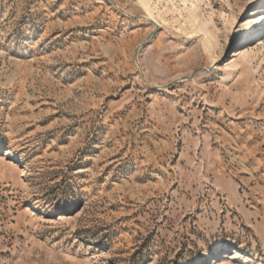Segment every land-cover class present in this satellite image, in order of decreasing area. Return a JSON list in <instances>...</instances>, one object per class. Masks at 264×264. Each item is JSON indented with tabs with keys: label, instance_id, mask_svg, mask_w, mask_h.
I'll return each mask as SVG.
<instances>
[{
	"label": "rangeland",
	"instance_id": "374dc122",
	"mask_svg": "<svg viewBox=\"0 0 264 264\" xmlns=\"http://www.w3.org/2000/svg\"><path fill=\"white\" fill-rule=\"evenodd\" d=\"M115 1L0 0V264H264V0Z\"/></svg>",
	"mask_w": 264,
	"mask_h": 264
},
{
	"label": "water",
	"instance_id": "95a60500",
	"mask_svg": "<svg viewBox=\"0 0 264 264\" xmlns=\"http://www.w3.org/2000/svg\"><path fill=\"white\" fill-rule=\"evenodd\" d=\"M115 5H117L116 1L115 0H111ZM123 10V9H122Z\"/></svg>",
	"mask_w": 264,
	"mask_h": 264
},
{
	"label": "bare ground",
	"instance_id": "6f19581e",
	"mask_svg": "<svg viewBox=\"0 0 264 264\" xmlns=\"http://www.w3.org/2000/svg\"><path fill=\"white\" fill-rule=\"evenodd\" d=\"M262 43V42H261Z\"/></svg>",
	"mask_w": 264,
	"mask_h": 264
}]
</instances>
